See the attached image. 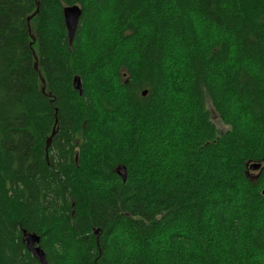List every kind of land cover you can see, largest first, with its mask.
<instances>
[{
    "label": "trees",
    "instance_id": "16d2710c",
    "mask_svg": "<svg viewBox=\"0 0 264 264\" xmlns=\"http://www.w3.org/2000/svg\"><path fill=\"white\" fill-rule=\"evenodd\" d=\"M263 189L264 0H0V264H264Z\"/></svg>",
    "mask_w": 264,
    "mask_h": 264
},
{
    "label": "water",
    "instance_id": "95a60500",
    "mask_svg": "<svg viewBox=\"0 0 264 264\" xmlns=\"http://www.w3.org/2000/svg\"><path fill=\"white\" fill-rule=\"evenodd\" d=\"M80 15H81V8L77 4L67 5L63 8V17H64V22L66 26L69 44L73 42ZM35 66L37 68V64ZM74 82L76 83L75 87L78 89L79 93H81L80 79L74 78ZM43 88H44V83H43ZM145 93L146 91L144 90L142 94H145ZM52 135L53 133H51V135L48 137L47 145H49ZM262 166H263L262 163L259 161L250 162L248 164V170L259 171ZM118 173L120 174L122 180L125 181L126 169L123 168L122 171L118 170ZM262 194L264 196V189L262 191ZM95 233L98 235V230H95ZM24 240H25L27 249L32 253V255L35 258H37L41 264H47V261L45 258V252L39 246V241H40L39 236L35 233L24 231Z\"/></svg>",
    "mask_w": 264,
    "mask_h": 264
},
{
    "label": "rangeland",
    "instance_id": "374dc122",
    "mask_svg": "<svg viewBox=\"0 0 264 264\" xmlns=\"http://www.w3.org/2000/svg\"><path fill=\"white\" fill-rule=\"evenodd\" d=\"M213 120L216 122V124H217L218 126H220V128L222 127V125H221L220 123H218V121H217L214 117H213ZM247 173H248V176H249V177L253 178V177H255V176L257 175L258 171H251V170H248Z\"/></svg>",
    "mask_w": 264,
    "mask_h": 264
}]
</instances>
